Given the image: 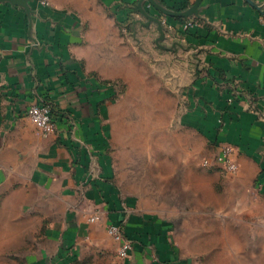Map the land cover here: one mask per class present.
<instances>
[{"label":"crops","instance_id":"crops-1","mask_svg":"<svg viewBox=\"0 0 264 264\" xmlns=\"http://www.w3.org/2000/svg\"><path fill=\"white\" fill-rule=\"evenodd\" d=\"M155 1L177 12L196 0ZM138 2L29 0V12L0 2V205L46 222L36 264H189L170 222L141 211L117 180L111 114L136 53L171 74L189 115L181 124L213 147L233 146L236 174L264 200V0H201L188 18L145 2L161 21L159 43ZM190 19L198 26L184 29ZM31 104L52 108V134L25 116ZM109 225L130 241L129 258L117 256Z\"/></svg>","mask_w":264,"mask_h":264},{"label":"rangeland","instance_id":"rangeland-1","mask_svg":"<svg viewBox=\"0 0 264 264\" xmlns=\"http://www.w3.org/2000/svg\"><path fill=\"white\" fill-rule=\"evenodd\" d=\"M147 61L136 53L132 76L116 81L110 143L120 189L141 211L170 222L189 264H264V200L250 179L216 164V147L181 124L188 112L171 74ZM25 211L0 205V264L41 257L46 222Z\"/></svg>","mask_w":264,"mask_h":264},{"label":"built area","instance_id":"built-area-1","mask_svg":"<svg viewBox=\"0 0 264 264\" xmlns=\"http://www.w3.org/2000/svg\"><path fill=\"white\" fill-rule=\"evenodd\" d=\"M196 19H190L184 23V29H190L198 26ZM25 116L32 122L37 132L42 136H48L52 134L55 129V117L53 115L52 108L45 104H31L25 111ZM218 153L215 158V162L218 166L228 172H235L238 168L236 160L234 158V147L230 144L222 143L218 147ZM204 165H210L208 161L204 162ZM99 220L98 214L89 218L90 222H97ZM108 235L116 241L119 246L117 249L118 257L127 259L130 257L132 245L129 240L124 236L122 229L119 226L109 225L107 226Z\"/></svg>","mask_w":264,"mask_h":264},{"label":"water","instance_id":"water-1","mask_svg":"<svg viewBox=\"0 0 264 264\" xmlns=\"http://www.w3.org/2000/svg\"><path fill=\"white\" fill-rule=\"evenodd\" d=\"M28 1L29 0H0V2H9L13 6H20V7L24 8L27 12H29L28 7H27ZM145 2H148L156 11H158L159 13H161L164 16L175 17V18H188V17L194 16V15H197L198 7L201 3V0H196L195 3L192 6H190L188 9L183 10V11H177V12L173 11V10H169V9L161 6L155 0H139V2L137 4V10L142 16H144V18L147 19V22L144 25H149L150 23H155L157 25L159 37H158L156 42L159 43L160 41H162L164 39V32H163L161 21L157 17L149 16L146 13V11L143 9V4ZM259 9H261V8H259ZM136 23L141 24L140 21H137ZM175 45L176 44H174L173 47Z\"/></svg>","mask_w":264,"mask_h":264}]
</instances>
